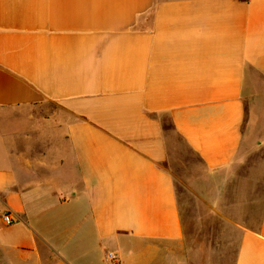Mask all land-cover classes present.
Instances as JSON below:
<instances>
[{"label": "crops", "instance_id": "obj_1", "mask_svg": "<svg viewBox=\"0 0 264 264\" xmlns=\"http://www.w3.org/2000/svg\"><path fill=\"white\" fill-rule=\"evenodd\" d=\"M185 150L264 264V0H0V264H222Z\"/></svg>", "mask_w": 264, "mask_h": 264}, {"label": "rangeland", "instance_id": "obj_2", "mask_svg": "<svg viewBox=\"0 0 264 264\" xmlns=\"http://www.w3.org/2000/svg\"><path fill=\"white\" fill-rule=\"evenodd\" d=\"M188 158V164L194 168L189 173L185 170L181 173L176 172V184L179 202L182 208V214L188 222L187 230L189 237L204 239H213L214 256L217 257V252L220 251V258L222 264H233L236 250L237 233L234 229H222L220 214L211 213V208L206 207L205 201L197 198L192 191L194 182L190 181V177L204 178V168L197 158V156L185 150ZM185 176V177H184ZM183 178H186L184 180ZM231 218L234 214L229 213Z\"/></svg>", "mask_w": 264, "mask_h": 264}, {"label": "built area", "instance_id": "obj_3", "mask_svg": "<svg viewBox=\"0 0 264 264\" xmlns=\"http://www.w3.org/2000/svg\"><path fill=\"white\" fill-rule=\"evenodd\" d=\"M2 219L4 223L7 225H10L15 222V219L10 212L3 213ZM105 260L108 262V264H118L119 263L118 256L116 255V253L112 251H107L105 253Z\"/></svg>", "mask_w": 264, "mask_h": 264}]
</instances>
